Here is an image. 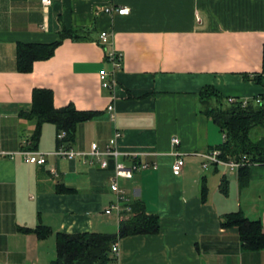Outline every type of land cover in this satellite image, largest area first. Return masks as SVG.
<instances>
[{
	"label": "crops",
	"instance_id": "1",
	"mask_svg": "<svg viewBox=\"0 0 264 264\" xmlns=\"http://www.w3.org/2000/svg\"><path fill=\"white\" fill-rule=\"evenodd\" d=\"M123 6L129 14H119ZM58 41L51 57L19 69L20 43ZM112 48L123 66L104 87ZM263 63L264 0H0V150L7 152L0 154V264H50L60 232L116 236L119 252L110 251L107 264H264V248H246L237 225H222L242 212L264 228V164L251 165L242 184L240 169L206 156L226 134L202 111L200 95L213 86L224 102L264 101V85L253 79ZM38 88L50 89L58 108L97 112L77 124L72 143L61 144L57 125L44 123L34 150L46 153L45 164L20 153L36 127L21 113L32 110ZM118 132L117 158L107 150ZM93 143L103 154H92ZM63 145L81 155L57 154ZM176 150L186 161L179 176ZM118 162L148 166L119 179L124 208L107 213L118 199L111 187ZM136 201L160 216V229L121 237ZM39 227L50 234L40 237Z\"/></svg>",
	"mask_w": 264,
	"mask_h": 264
},
{
	"label": "trees",
	"instance_id": "2",
	"mask_svg": "<svg viewBox=\"0 0 264 264\" xmlns=\"http://www.w3.org/2000/svg\"><path fill=\"white\" fill-rule=\"evenodd\" d=\"M73 33H70V36ZM62 36L68 34L62 32ZM60 43L19 44L18 63L19 69L29 72L38 59L51 57ZM253 79L264 85L263 69L255 73ZM202 111L212 118L226 134L224 142L220 146L222 157L225 159L240 160L247 156L251 161L264 164V101L257 103L251 100L247 105L243 101L229 102L224 106V100L220 92L213 86H206L201 92ZM261 97V96H260ZM97 112L78 110L75 106L56 107L54 95L50 89H35L33 95V107L30 112H22L21 116L36 120V127L26 139L25 147L36 149L42 126L46 122L57 125L59 133L66 132V136L60 139V143H72L75 140L76 127L81 121L94 118ZM257 130V131H256ZM241 183L248 180L250 166H242L239 170ZM132 216L121 223L119 236L132 234L156 233L160 229V216L149 213L142 201L128 203ZM222 225L225 227L237 225L240 229L241 239L246 248H264V228L259 220H252L242 212L227 214L222 217ZM37 233L40 237H46L50 230L39 227ZM58 257L50 264H107L110 261L112 245L117 241L116 236L104 233H58Z\"/></svg>",
	"mask_w": 264,
	"mask_h": 264
},
{
	"label": "built area",
	"instance_id": "3",
	"mask_svg": "<svg viewBox=\"0 0 264 264\" xmlns=\"http://www.w3.org/2000/svg\"><path fill=\"white\" fill-rule=\"evenodd\" d=\"M53 1L54 0H43V3L45 6H49L52 4ZM106 11L111 13V12H113V8L112 7L107 8ZM117 11L119 12V14H129L130 8L123 6V7H119L117 9ZM101 41L104 44L108 43L110 41V35L107 31H104L101 33ZM106 57L111 62L113 68L111 71L103 70L100 74V79H101L102 85L104 87H111V85L113 83H115V81H116V79H115L116 71L121 69L123 66V56L116 49L112 48V49L107 51ZM255 100L257 103L262 102V98L260 96L256 97ZM231 101L234 102L236 100L232 99ZM248 103H249L248 100L243 101L244 105H247ZM109 110L111 112V115L114 117L115 116V107L113 105H110ZM119 135H120V133L118 132L116 135V138H113L111 140L110 145H109L108 150H107L108 154H113L117 158L120 155V151L116 147V141H117V138ZM65 136H66V132L63 131V132L59 133L60 139H63ZM172 143L176 146L179 145L180 144V138L174 137L172 139ZM20 153L24 156V158L27 162H35L38 164H45L47 162L46 153H41L39 151L31 150L28 148L22 149ZM56 153L61 155V156L70 157V158L81 155L80 152H78L72 148H67L64 145L61 146ZM0 154H7V152L0 150ZM92 154L97 155V156L103 154L99 150L97 143L92 144ZM174 154L176 156V159L173 163L172 169H173V173L175 175L179 176L182 174L185 163H186L185 154L183 152H181L180 150H176L174 152ZM206 156L208 158H210V160L212 162H216V163L224 162V163H226L228 166H230V168L232 170H238L242 166H245V165L251 166L254 164H259V163L251 161L247 156L242 157L240 160L224 159V158H222V151L221 150H216L213 153L206 154ZM101 165L103 167H105L107 165V161L104 158L101 160ZM146 166H148L147 163H141V162H136L130 167L126 166L125 164H123L121 162L117 163V167H116V170L114 173V178L112 180L111 187H112L113 191L117 194L118 199H117L116 203L112 204L109 208H107V210H106L107 213H112V210H116L117 212H121L124 208L125 196L123 194V190L120 188L119 179L120 178H131L136 170H138L142 167H146ZM112 252L114 254H118V252H119V247L116 243L112 245Z\"/></svg>",
	"mask_w": 264,
	"mask_h": 264
},
{
	"label": "rangeland",
	"instance_id": "4",
	"mask_svg": "<svg viewBox=\"0 0 264 264\" xmlns=\"http://www.w3.org/2000/svg\"><path fill=\"white\" fill-rule=\"evenodd\" d=\"M229 105V102L225 101L224 102V106H228ZM257 131V130H256Z\"/></svg>",
	"mask_w": 264,
	"mask_h": 264
}]
</instances>
